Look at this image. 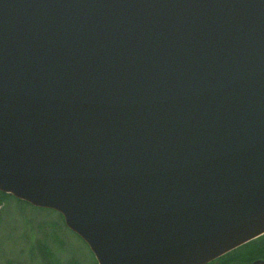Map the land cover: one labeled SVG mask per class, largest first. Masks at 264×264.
Returning a JSON list of instances; mask_svg holds the SVG:
<instances>
[{"label": "water", "instance_id": "1", "mask_svg": "<svg viewBox=\"0 0 264 264\" xmlns=\"http://www.w3.org/2000/svg\"><path fill=\"white\" fill-rule=\"evenodd\" d=\"M0 193L97 264L263 236L264 0H0Z\"/></svg>", "mask_w": 264, "mask_h": 264}, {"label": "rangeland", "instance_id": "2", "mask_svg": "<svg viewBox=\"0 0 264 264\" xmlns=\"http://www.w3.org/2000/svg\"><path fill=\"white\" fill-rule=\"evenodd\" d=\"M0 194V264H97L55 211Z\"/></svg>", "mask_w": 264, "mask_h": 264}, {"label": "trees", "instance_id": "3", "mask_svg": "<svg viewBox=\"0 0 264 264\" xmlns=\"http://www.w3.org/2000/svg\"><path fill=\"white\" fill-rule=\"evenodd\" d=\"M5 195L0 194V199L4 198ZM62 220V219H61ZM47 256V255H46ZM255 259L264 260V236L254 240L222 257V260L229 262H251ZM45 258L43 262H45Z\"/></svg>", "mask_w": 264, "mask_h": 264}, {"label": "flooded vegetation", "instance_id": "4", "mask_svg": "<svg viewBox=\"0 0 264 264\" xmlns=\"http://www.w3.org/2000/svg\"><path fill=\"white\" fill-rule=\"evenodd\" d=\"M225 255H223L222 257H224ZM222 257H220V258H218V259H216V260H214V261H212V262H210V263H208V264H255L256 262H264V260L263 259H255V260H253V261H251V262H246V263H241V262H227V261H225V260H222Z\"/></svg>", "mask_w": 264, "mask_h": 264}]
</instances>
